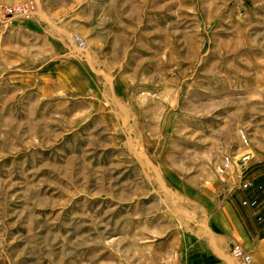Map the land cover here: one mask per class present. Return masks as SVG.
<instances>
[{
	"label": "rangeland",
	"instance_id": "obj_1",
	"mask_svg": "<svg viewBox=\"0 0 264 264\" xmlns=\"http://www.w3.org/2000/svg\"><path fill=\"white\" fill-rule=\"evenodd\" d=\"M225 156L259 209L264 0H0V264H167Z\"/></svg>",
	"mask_w": 264,
	"mask_h": 264
},
{
	"label": "crops",
	"instance_id": "obj_2",
	"mask_svg": "<svg viewBox=\"0 0 264 264\" xmlns=\"http://www.w3.org/2000/svg\"><path fill=\"white\" fill-rule=\"evenodd\" d=\"M220 178L197 187L196 200L188 198L196 203V218L179 221L176 251L167 264H246L232 254L234 244L251 254L250 264H264V204L243 205L246 192L235 186L233 175Z\"/></svg>",
	"mask_w": 264,
	"mask_h": 264
},
{
	"label": "built area",
	"instance_id": "obj_3",
	"mask_svg": "<svg viewBox=\"0 0 264 264\" xmlns=\"http://www.w3.org/2000/svg\"><path fill=\"white\" fill-rule=\"evenodd\" d=\"M82 44V43H81ZM250 154L249 153H246L244 154L241 159H240V162L241 164L243 162H246L248 159H250ZM225 162H226V165H228V167H220V173L222 174H225L226 172H231V171H236V167L235 166H231L229 167L230 165H233L232 164V161H230V158L228 156H225ZM243 161V162H242ZM231 169V170H230ZM241 169L242 166H241ZM241 169H239V171L241 172ZM245 204H249L247 200L244 201ZM255 202H252L251 205H254ZM231 252L232 254L237 257V258H240L242 260H244L246 263H249V260H250V256H248V254L244 253L243 250L238 246V245H232L231 247Z\"/></svg>",
	"mask_w": 264,
	"mask_h": 264
}]
</instances>
